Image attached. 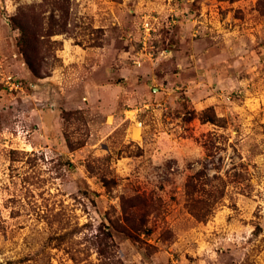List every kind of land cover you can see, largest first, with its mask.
I'll return each mask as SVG.
<instances>
[{
	"label": "rangeland",
	"instance_id": "obj_1",
	"mask_svg": "<svg viewBox=\"0 0 264 264\" xmlns=\"http://www.w3.org/2000/svg\"><path fill=\"white\" fill-rule=\"evenodd\" d=\"M102 249L264 264V0H0V264Z\"/></svg>",
	"mask_w": 264,
	"mask_h": 264
},
{
	"label": "built area",
	"instance_id": "obj_2",
	"mask_svg": "<svg viewBox=\"0 0 264 264\" xmlns=\"http://www.w3.org/2000/svg\"><path fill=\"white\" fill-rule=\"evenodd\" d=\"M171 20H169L167 17L163 18L159 14H153V13H145L143 15V22H142V27L144 29L145 35L144 38L147 39V36H151L152 33L157 32L161 25L162 26H169L171 24ZM146 43V41H145ZM141 58H138L135 62L137 64H141ZM3 80L6 82L7 85L11 89H22L23 84L22 82L18 81L13 75L9 74L3 75Z\"/></svg>",
	"mask_w": 264,
	"mask_h": 264
},
{
	"label": "trees",
	"instance_id": "obj_3",
	"mask_svg": "<svg viewBox=\"0 0 264 264\" xmlns=\"http://www.w3.org/2000/svg\"><path fill=\"white\" fill-rule=\"evenodd\" d=\"M23 51H25L24 53L27 55V50H23ZM26 63L28 64V66H29V68L31 69V71L35 74V75H39V68H38V66H36L32 61H31V59L30 58H28V56L26 57ZM202 121H204V122H207V121H211V122H213V123H217L218 122V117H217V115L216 114H209L208 113V110H206L205 112H204V115L202 116ZM207 145V144H206ZM221 194L223 195L224 194V191L222 190L221 191ZM191 201L192 202H197V199H195V198H193V197H191ZM136 206H137V204H136ZM144 206H146L145 204H144ZM101 251V253L102 254H104V255H106V254H108V250L106 251L105 249H102V250H100ZM108 256V259H109V261H108V264H127V263H124L121 259H119V258H114L115 256L114 255H110L109 256V254L107 255Z\"/></svg>",
	"mask_w": 264,
	"mask_h": 264
},
{
	"label": "crops",
	"instance_id": "obj_4",
	"mask_svg": "<svg viewBox=\"0 0 264 264\" xmlns=\"http://www.w3.org/2000/svg\"><path fill=\"white\" fill-rule=\"evenodd\" d=\"M160 35L161 34L159 33V31L158 32H154V35H153V39L156 42H158V43H160V40H157V38L160 37ZM153 46L156 47L157 51H153V52L149 53V56H150V58L152 59L153 62L159 61L160 58L164 55L166 48H163V47L160 48L158 45H153ZM146 50H147L146 47H142L141 49L139 48L137 50V54H139V55H142L143 53L148 54L147 52H145ZM166 51H167V49H166Z\"/></svg>",
	"mask_w": 264,
	"mask_h": 264
}]
</instances>
